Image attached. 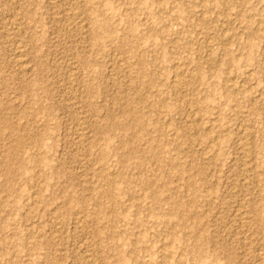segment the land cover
I'll return each instance as SVG.
<instances>
[{
    "label": "rangeland",
    "instance_id": "rangeland-1",
    "mask_svg": "<svg viewBox=\"0 0 264 264\" xmlns=\"http://www.w3.org/2000/svg\"><path fill=\"white\" fill-rule=\"evenodd\" d=\"M92 263L264 264V0H0V264Z\"/></svg>",
    "mask_w": 264,
    "mask_h": 264
},
{
    "label": "bare ground",
    "instance_id": "bare-ground-1",
    "mask_svg": "<svg viewBox=\"0 0 264 264\" xmlns=\"http://www.w3.org/2000/svg\"><path fill=\"white\" fill-rule=\"evenodd\" d=\"M84 11V10H83ZM82 10H81V7H80V5L77 3V2H75V3H73V5L72 6H70V8H69V11L67 12L68 13V16H69V19L71 20V24H72V26L74 27V24H76L77 25V23H79V22H83V21H87V15H85V13L83 12ZM75 25V26H76ZM71 26V25H70ZM72 27V28H73ZM89 33H90V31H89ZM110 33V32H109ZM109 35V34H108ZM24 42V41H23ZM18 49H20V48H18ZM22 49V48H21ZM25 49V48H24ZM24 49H22V50H19V54H20V62H21V67H22V69H24L27 65H28V63H27V61H26V58L28 57V55L29 54H27L28 52L27 51H24ZM215 54V53H214ZM212 56V55H211ZM27 64V65H26ZM28 68V67H27ZM27 70V69H26ZM195 76V75H194ZM196 80V79H195ZM193 81V80H192ZM196 82V81H195ZM230 82V81H229ZM181 83H183V82H181ZM178 88V87H177ZM184 88V87H183ZM182 91V90H181ZM142 117V116H141ZM198 119V123H199V119L200 118H197ZM138 122L140 121V119L139 120H137ZM192 123H194V121L192 122ZM194 125H197V124H195L194 123ZM248 139V138H247ZM245 143H246V141H245ZM247 145V147H248V144H246ZM246 145H245V147H246ZM249 148V147H248ZM250 149V148H249ZM249 149H245V150H247V153H249V154H247L248 156L250 155V152H249ZM252 156V155H251ZM250 156V158H252ZM246 158V157H245ZM250 160V159H249ZM248 160V161H249ZM250 165V164H249ZM253 170V169H252ZM251 171V170H250ZM110 176V175H109ZM111 177V176H110ZM244 215V214H243ZM240 218V217H239ZM245 220H246V224H245V222H244V224L246 225V227L248 226V228H249V226L251 225V219H250V217H247V218H245ZM257 220V219H256ZM242 223V222H241ZM253 224V223H252ZM245 225H243L244 227H245ZM251 229V228H250ZM251 232V231H250ZM247 235V234H246ZM250 243V242H249ZM253 244H254V242H253ZM253 244H251L252 246H253ZM250 246V245H249ZM92 262V261H91ZM93 264V263H92Z\"/></svg>",
    "mask_w": 264,
    "mask_h": 264
}]
</instances>
